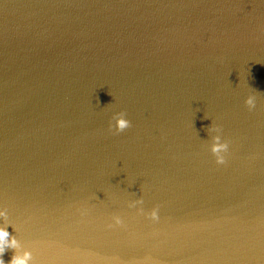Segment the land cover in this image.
<instances>
[{
    "label": "water",
    "instance_id": "1",
    "mask_svg": "<svg viewBox=\"0 0 264 264\" xmlns=\"http://www.w3.org/2000/svg\"><path fill=\"white\" fill-rule=\"evenodd\" d=\"M0 229L4 264H264V0H0Z\"/></svg>",
    "mask_w": 264,
    "mask_h": 264
},
{
    "label": "clouds",
    "instance_id": "2",
    "mask_svg": "<svg viewBox=\"0 0 264 264\" xmlns=\"http://www.w3.org/2000/svg\"><path fill=\"white\" fill-rule=\"evenodd\" d=\"M247 105L250 109L255 108V103L253 98H249L246 101ZM123 115V114H121ZM131 127V123L129 120L120 118L117 121L116 124V130L119 133H123L125 130L129 129ZM228 151V145L227 144H221L219 142V137L216 138V143L212 147V153L214 156H216V163L218 165H224L226 163V158L221 155L222 152ZM153 218H157L156 213L153 212ZM10 233L5 229H0V264H4V261L2 259L6 249L8 248H15L17 246V242L15 239L9 240ZM30 254L25 253L23 257L13 256L11 264H28V261L30 260Z\"/></svg>",
    "mask_w": 264,
    "mask_h": 264
}]
</instances>
